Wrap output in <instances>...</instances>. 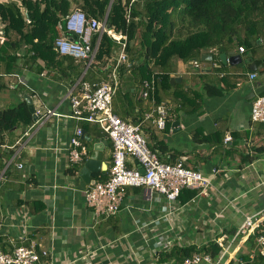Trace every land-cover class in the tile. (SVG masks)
<instances>
[{"label":"crops","instance_id":"crops-1","mask_svg":"<svg viewBox=\"0 0 264 264\" xmlns=\"http://www.w3.org/2000/svg\"><path fill=\"white\" fill-rule=\"evenodd\" d=\"M232 50L241 55L240 61L223 64L212 54L211 60L176 63L171 78L179 77L181 81L171 84H183L162 89L155 97L170 111L164 129L147 117L156 100L139 97V86L130 71L119 75L115 95L119 94L121 100L113 99V111L141 124L149 145L162 161L181 160L208 176L211 184L206 192L198 191L193 198L183 192L174 203L148 187L129 186L120 210L110 216H97L87 205L86 189L78 176L96 142L103 144V161L102 170L92 178H108L112 160L111 141L100 125L71 115L68 93L81 79L72 83L49 74L41 76L22 65L6 81L9 90H16L13 100L19 102L27 93L36 110L44 115L48 110L52 113L6 135L5 148L14 149V154L0 174V239L5 250L34 243L49 250L48 264H157L156 245L162 235L164 250L175 244L202 246L222 236L229 244L247 215L263 221L264 150L258 148L264 147V124L252 120L251 109L255 97L264 93V46L250 55L240 52L237 46L225 51ZM253 64L258 65L256 70L251 68ZM253 72L256 76L251 79ZM205 84L215 85L224 93L205 95ZM188 88L203 94L197 100L198 109L193 108V96L182 105L175 95ZM77 126L85 131L83 141L88 153L83 161L72 163L70 138ZM220 136L223 142H219ZM227 136L232 139L225 142ZM73 164L79 165L74 175L67 172ZM128 165L141 168L132 158ZM7 167L9 172L4 176ZM33 201L43 204L42 209L36 211V205L30 209L23 204ZM238 238L227 251L222 249L220 264L236 263L241 254L252 253L248 237Z\"/></svg>","mask_w":264,"mask_h":264},{"label":"trees","instance_id":"trees-1","mask_svg":"<svg viewBox=\"0 0 264 264\" xmlns=\"http://www.w3.org/2000/svg\"><path fill=\"white\" fill-rule=\"evenodd\" d=\"M110 2L106 21L111 25L109 29L126 36L127 59L119 65L118 75L123 71H130L139 89L144 80L154 79V91L150 92L147 99H155L162 89L168 90L172 86L183 84H171V75L176 71L179 60L185 63L202 60V56L208 52L219 58L220 49L225 51L234 46H243L250 55L264 44V0L0 1L3 35L0 39V89L7 86L2 78L12 76L22 65H26L29 71L36 74H49L55 79H70L72 83L76 79L106 78L107 74L104 73L111 71L121 48L120 43L107 31H103L101 35L98 32L92 34V46L95 47L98 39L99 43L95 57L85 72L86 64L83 60L60 55L54 49V43L58 37L57 25L61 24L65 28V17L75 7H80L88 17L104 21ZM262 62L264 64V60ZM20 88L21 86L16 89ZM203 89L205 95L224 93L223 89L212 84H205ZM132 93L135 94L136 89ZM175 95L179 97L182 105L193 96L194 109L200 107L197 100L200 101L203 97L202 93L189 88L181 89ZM160 103V99L155 102L156 105ZM34 122L28 103L22 97L16 104L0 106V174L7 160L14 154V149L5 148L6 135L17 128H27ZM259 123L264 124L260 121ZM220 141L223 142L221 136ZM258 150L262 151L264 147L261 146ZM8 170L7 167L4 176L8 174ZM78 170L79 165L73 164L67 172L74 175ZM183 192L193 198L198 190L184 188L179 197ZM23 204H28L30 209L32 204L36 205V211L43 207L38 201ZM2 218L0 200V226ZM261 234H264V220L259 223L254 234L247 238L251 252L257 249L256 239ZM0 250L6 251L1 239ZM221 251L222 247L215 241L202 246L175 244L170 249L158 252L157 264L166 261L182 264L185 258L194 253H208L216 259ZM229 264H264V256L257 253L251 257L249 252H245L236 263L232 261Z\"/></svg>","mask_w":264,"mask_h":264},{"label":"built area","instance_id":"built-area-1","mask_svg":"<svg viewBox=\"0 0 264 264\" xmlns=\"http://www.w3.org/2000/svg\"><path fill=\"white\" fill-rule=\"evenodd\" d=\"M64 25L65 28L61 24L57 25L58 37L55 40L54 49L60 55H69L83 60L86 64L84 72L92 63L99 43L98 39L95 47L92 46L93 33L98 32L101 35L103 31H107L121 45L117 61L105 79L80 80L78 85L68 93L71 115L79 120L99 124L112 144V160L108 169V178L88 186L85 190L87 205L93 208L97 216L113 215L120 210L125 188L129 186L153 189L164 195L169 203L176 202L184 188L196 189L200 193L206 192L211 184L208 176L187 167L181 160L172 163L162 161L160 156L151 149L141 124L124 119L113 111V98L119 84L118 67L127 59L126 36L107 29L106 22L95 17H88L80 7H75L65 17ZM1 30L0 24V39L3 38ZM238 49L240 52L245 51L243 46H239ZM197 63L195 61L196 65ZM42 75L44 73H41ZM255 76V72L250 74L251 79ZM154 87V79L144 80L139 89V97L147 99L150 92L154 91ZM36 112L40 113L41 119L52 113L48 110L44 115L40 109ZM169 116V108L164 103L157 104L152 113L147 115L160 129L165 128ZM251 118L253 121L264 122V94L254 99ZM231 139V136H227L225 142ZM70 143L72 145L70 161L72 163L83 161L88 151L83 141V129L80 126L76 127ZM129 158L139 163L144 172L135 166H129ZM18 167L21 168L22 164L19 163ZM259 222L260 220L253 215H247L234 232L235 237L229 244L225 242L224 236L218 238L216 242L227 251L238 236L245 238L254 233ZM159 239L160 244H157L156 248L160 252L164 250L166 244L163 235ZM256 248L250 254L251 257L257 253L264 256V234L257 237ZM49 256L48 249L39 248L34 243L18 245L10 251L0 250V264H48L46 259ZM182 264H220V261L208 253H194L185 258Z\"/></svg>","mask_w":264,"mask_h":264},{"label":"water","instance_id":"water-1","mask_svg":"<svg viewBox=\"0 0 264 264\" xmlns=\"http://www.w3.org/2000/svg\"><path fill=\"white\" fill-rule=\"evenodd\" d=\"M110 6H111V2L109 4L108 11H107V14L105 16L104 22L107 21V15H108ZM110 27H111L110 23L106 22V28L109 29ZM73 38H75V37H73ZM212 58H213L212 54H204L202 56L203 60H211ZM219 58H220V60H221V62L223 64H227L228 62L235 63V61H240L241 60V55L240 54H236L235 51H233V50L229 51V52H226L222 48V49H220ZM251 68L256 70L258 68V65L253 64L251 66ZM174 81H181V79L179 77L171 78V82H174ZM23 98L26 99V101L28 103L29 110H30V112L33 115L34 121H37L39 119V117H40V113L36 112V108L34 106L32 97L29 94L25 93L23 95ZM83 134L85 135V131H83ZM102 146H103L102 142L94 143V145H93V148H94L93 154L88 159H86V161L84 162V164L82 165V167L79 170L78 176L81 179L85 189H87L88 186L93 185L94 183H96V179H93L92 176H93L94 173L99 172V171L102 170V161H103ZM140 170L142 172H144L143 168H140Z\"/></svg>","mask_w":264,"mask_h":264},{"label":"rangeland","instance_id":"rangeland-1","mask_svg":"<svg viewBox=\"0 0 264 264\" xmlns=\"http://www.w3.org/2000/svg\"><path fill=\"white\" fill-rule=\"evenodd\" d=\"M0 1H7V0H0ZM262 46H264V45H262ZM3 79H5V81H7V79H12V76H10V77L5 76L4 78H2V82H3ZM18 79H20V78H18ZM6 84H7V86H4L3 88L0 89V106H3L5 104L6 105H13V104H16V102H18L17 98H16V101L13 100V97L15 95L16 90H9L10 88L8 86V83L6 82ZM113 99L115 101L119 102L121 100V96L119 94H117V95H115V97Z\"/></svg>","mask_w":264,"mask_h":264}]
</instances>
